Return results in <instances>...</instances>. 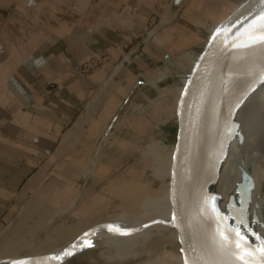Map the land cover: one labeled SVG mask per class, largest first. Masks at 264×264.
Wrapping results in <instances>:
<instances>
[{"label": "rangeland", "instance_id": "obj_1", "mask_svg": "<svg viewBox=\"0 0 264 264\" xmlns=\"http://www.w3.org/2000/svg\"><path fill=\"white\" fill-rule=\"evenodd\" d=\"M244 1L198 0L194 3L192 0L184 9L181 22L150 37L148 32L159 19L156 14L138 31H125L127 43L120 57L115 59L109 52H98L96 64L89 65L87 71H82V68L92 51L80 60L77 70L81 75L89 76L101 71L105 77L110 71L113 76L95 94L93 118L78 132L74 144L63 154L53 153L42 169V178L22 188L18 208L24 209L30 204L33 209L28 213V216L31 215L29 221H36L40 213L50 206V199L59 198L58 206L60 202L68 201L37 232L27 231L24 236L18 237L24 241L16 249H1L0 264H30V260L36 257L41 259L34 264H43L50 252L46 247L35 246L56 223L68 225L79 220V213L75 210L81 200L80 194H86V203L94 196L95 199L100 198V201L96 200V208L101 213L99 216L103 217L84 227L85 233L92 231V240L84 253L61 264H140L164 250L186 254L182 264H208L202 253L189 250L208 225L201 195L188 196L185 184L176 192L177 200L174 202L171 193L162 191L173 177L175 179L179 175V169L194 170L198 166L204 117L188 128L180 165L172 173L176 146L172 143L176 138V126L170 115L176 116L178 101L188 80L184 74L197 62L203 38ZM129 8L137 12L140 6L135 4ZM187 11L192 12L186 14ZM31 13L32 8L27 4L0 0V15L3 16L0 30L4 27L3 34L0 33L2 45L8 46L10 42L17 44L21 39L12 30L19 24L11 18L12 14ZM21 18L32 23L26 15ZM175 26L180 27L176 36L172 33L176 30ZM122 75L124 79H121ZM180 78L184 84L180 83ZM120 84L124 90L118 88ZM106 90L107 96H101ZM92 120L98 122V129L93 133L89 129ZM115 162L117 166L110 170L107 177L94 176L98 166L111 164L114 167ZM253 169L252 165L248 167L249 180H253ZM55 181L58 182V189L52 187ZM120 181L132 189L133 195L128 197L122 189L116 196L110 194L109 185L117 186L122 184ZM140 195L147 196L143 199V202L147 200V204L134 208ZM119 214L135 216V222L121 220L123 218ZM141 217H148V220L143 221ZM161 220L165 223L159 222ZM181 228L186 229L183 236ZM30 239L33 242L28 244ZM114 253L122 257L118 259L111 255Z\"/></svg>", "mask_w": 264, "mask_h": 264}, {"label": "crops", "instance_id": "obj_2", "mask_svg": "<svg viewBox=\"0 0 264 264\" xmlns=\"http://www.w3.org/2000/svg\"><path fill=\"white\" fill-rule=\"evenodd\" d=\"M6 1L27 4L32 13L12 14L11 18L19 23L12 30L21 39L17 44L10 42L8 46L0 43V230L19 210L18 198L22 188L41 179L42 169L53 153L63 154L74 144L86 122L93 118L95 94L110 71L105 77L101 71L89 76L81 75L77 70L80 60L91 51L109 52L115 59L120 57L127 43L125 31L134 33L152 15L159 17L168 2ZM191 1L187 0L179 17L163 29L181 22L184 9ZM135 4L140 6L137 12L129 8ZM22 15L28 16L32 23L22 20ZM2 20L0 15V22ZM175 28L172 33H180V27ZM3 30L4 27L1 34ZM107 93L108 90L101 96H107ZM97 123L96 120L90 122L91 133L98 129ZM102 166L96 168L94 176L97 178L107 177L117 164L115 162L114 167L111 164ZM32 209L29 204L21 217ZM111 255L118 259L122 257L117 253Z\"/></svg>", "mask_w": 264, "mask_h": 264}, {"label": "bare ground", "instance_id": "obj_3", "mask_svg": "<svg viewBox=\"0 0 264 264\" xmlns=\"http://www.w3.org/2000/svg\"><path fill=\"white\" fill-rule=\"evenodd\" d=\"M201 137L198 166L194 170L179 169L175 182L172 180L162 188L164 193H171L186 184L188 196L201 195L208 225L189 250L202 253L208 264H264V31L246 38L233 53L223 93L216 107L204 116ZM250 165L254 168L253 180H249ZM57 185L55 181L53 189H58ZM109 187L110 194L115 196L121 189L128 197L133 193L126 183ZM85 195L80 194L75 210L79 220L68 225L56 223L35 246L48 248L50 254L66 248L51 264H61L84 253L92 240V231L85 233L84 227L103 216H99L101 213L96 208L100 198L94 196L86 203ZM145 198L140 195L134 208L140 204L145 206ZM58 199H50V206L36 221H29L31 215H25L5 235L0 250L16 249L24 241L18 237L27 231L37 232L53 219L68 201L58 206ZM118 216L131 222L136 219L124 214ZM142 220L147 221L148 217ZM32 242L30 239L28 244ZM186 257V254L164 250L140 264H182ZM40 259L36 257L30 264Z\"/></svg>", "mask_w": 264, "mask_h": 264}, {"label": "water", "instance_id": "obj_4", "mask_svg": "<svg viewBox=\"0 0 264 264\" xmlns=\"http://www.w3.org/2000/svg\"><path fill=\"white\" fill-rule=\"evenodd\" d=\"M186 2L187 0H168L157 23L148 32V36H152L173 23L179 17ZM262 31H264V0H245L211 33L209 32L210 34L208 33L200 52L197 53L199 54L197 62L190 71L184 74L188 80L178 101L176 116L170 115L176 126V138L172 143L176 145L172 173L180 165L188 128L195 125L219 103L225 86L227 70L236 48L246 38ZM112 76L111 72L105 83ZM182 83L184 84V81ZM174 180L173 177V182ZM171 198L174 202L177 200L175 189L171 192ZM23 211V208L19 209L4 225L0 230V238L16 223ZM159 222L165 223L162 220ZM185 232L186 229L181 228L182 236ZM65 249L46 255L43 264H51L54 259L64 253Z\"/></svg>", "mask_w": 264, "mask_h": 264}, {"label": "built area", "instance_id": "obj_5", "mask_svg": "<svg viewBox=\"0 0 264 264\" xmlns=\"http://www.w3.org/2000/svg\"><path fill=\"white\" fill-rule=\"evenodd\" d=\"M139 46V45H137ZM96 56H98V54L96 52H91L90 56L87 58L86 63L84 64V68H82V71H87L89 68V65H92V63L96 64Z\"/></svg>", "mask_w": 264, "mask_h": 264}, {"label": "snow or ice", "instance_id": "obj_6", "mask_svg": "<svg viewBox=\"0 0 264 264\" xmlns=\"http://www.w3.org/2000/svg\"><path fill=\"white\" fill-rule=\"evenodd\" d=\"M111 228V226H109Z\"/></svg>", "mask_w": 264, "mask_h": 264}]
</instances>
